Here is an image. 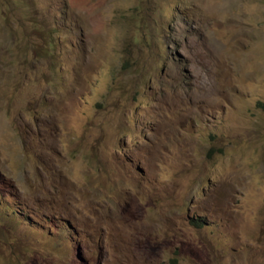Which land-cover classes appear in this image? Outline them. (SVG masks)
<instances>
[{"label": "rangeland", "instance_id": "rangeland-1", "mask_svg": "<svg viewBox=\"0 0 264 264\" xmlns=\"http://www.w3.org/2000/svg\"><path fill=\"white\" fill-rule=\"evenodd\" d=\"M173 258L264 264V0H0V264Z\"/></svg>", "mask_w": 264, "mask_h": 264}, {"label": "trees", "instance_id": "trees-1", "mask_svg": "<svg viewBox=\"0 0 264 264\" xmlns=\"http://www.w3.org/2000/svg\"><path fill=\"white\" fill-rule=\"evenodd\" d=\"M193 222H194V225L197 226V227H201V224L200 223L201 222L203 223V221L198 220V219H194ZM170 264H178V259H176V258L171 259Z\"/></svg>", "mask_w": 264, "mask_h": 264}]
</instances>
